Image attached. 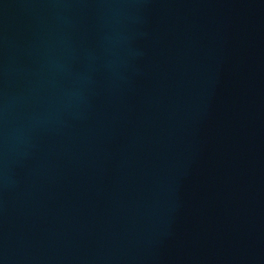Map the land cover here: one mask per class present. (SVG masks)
Instances as JSON below:
<instances>
[{
	"label": "water",
	"instance_id": "obj_1",
	"mask_svg": "<svg viewBox=\"0 0 264 264\" xmlns=\"http://www.w3.org/2000/svg\"><path fill=\"white\" fill-rule=\"evenodd\" d=\"M0 264H264V0H0Z\"/></svg>",
	"mask_w": 264,
	"mask_h": 264
}]
</instances>
